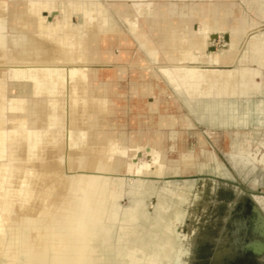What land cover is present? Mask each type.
Segmentation results:
<instances>
[{
    "label": "bare ground",
    "instance_id": "bare-ground-1",
    "mask_svg": "<svg viewBox=\"0 0 264 264\" xmlns=\"http://www.w3.org/2000/svg\"><path fill=\"white\" fill-rule=\"evenodd\" d=\"M207 1L174 15L176 7L167 6L154 13L153 0H0V264H185L188 237L181 225L191 182L166 176L211 170L212 161L216 174H227L200 134L190 146L182 130L171 132L169 145L159 131L144 143L106 133L111 101L95 91L104 82L93 64L112 63L107 71L114 74L126 71L118 65L128 52H114L128 45L111 15L115 10L151 61L164 64L157 66L160 74L188 98L199 122L223 128L261 123L264 100L255 101L247 88L262 89L264 38H249L247 54L238 59L254 57L255 68L235 64L245 31L257 23L246 24L234 2ZM69 11L82 19L71 22ZM195 19L199 29L190 28ZM9 20L16 22L12 33ZM216 33L228 34L226 49L209 51ZM149 69L136 70L140 80L133 90L143 95L145 89L155 96L151 106H165L155 109L151 126L194 127L176 97H163L167 87ZM166 147L171 157L163 156ZM240 151L250 162L247 150ZM143 152L147 160L140 159ZM236 159L238 167L243 160ZM124 195L128 204L121 202ZM256 199L264 205V197Z\"/></svg>",
    "mask_w": 264,
    "mask_h": 264
},
{
    "label": "rangeland",
    "instance_id": "rangeland-1",
    "mask_svg": "<svg viewBox=\"0 0 264 264\" xmlns=\"http://www.w3.org/2000/svg\"><path fill=\"white\" fill-rule=\"evenodd\" d=\"M20 1V0H18ZM254 1V2H253ZM109 2V1H108ZM131 1H129L130 4ZM231 2H234L237 5H240L244 10L240 9V14L242 16V19L245 21L246 24H252L257 23L256 26L249 27L245 31L244 40L241 41L239 48L237 49L235 53V59L234 63L239 65H248L250 68H255L256 59L253 57L252 59H249L248 57L243 59L244 62H238V59L240 60L241 57H243L245 54H247L245 47L247 45V42L249 38L256 37L257 35L261 36V38H264V0L256 1V0H249L248 2H244L243 0H233ZM68 11V10H67ZM131 12V11H130ZM59 14L54 15L57 17ZM69 15V16H68ZM67 15V18L73 22L78 23L82 17L79 13H70ZM112 17L123 27H128L123 22V16L117 13L115 10L111 13ZM131 15H134V12L131 13ZM130 15V16H131ZM53 16V15H52ZM51 18H54V16ZM187 16V15H186ZM25 17V16H24ZM60 15L58 16V18ZM184 19H186L184 17ZM15 21L9 20V24L7 27V31L9 33H12L11 26L12 24H15ZM197 27H194L196 29L200 28V24L198 22L195 23ZM195 26V25H194ZM192 28V26H190ZM29 31H34L32 27H29ZM248 31V32H247ZM255 33H252L254 32ZM258 34H257V32ZM132 34H129L127 32H124V34L127 35L128 39V45L125 48H118L115 49V53L122 52L123 50H126L128 52V60L127 62H130L128 66L126 64H119V68L127 67L128 69L130 66V69L133 70V72L136 74V70L141 66H147L152 70L153 72H159V69H157L158 64L164 65L161 62L154 63L151 61L152 64L144 63L146 59H143L139 54L132 56L133 59L130 60V48L132 47V44L134 43V40L138 41L141 48L142 45L140 44V41L137 38V35L133 32ZM247 33V34H246ZM251 33V34H249ZM249 34V37H248ZM246 39V40H245ZM246 43H245V42ZM212 45L216 47L217 49H226L227 43L225 42V37L223 34L220 35V37L217 40L212 41ZM144 49V48H143ZM11 54V53H10ZM17 53L14 51L11 55H16ZM20 56V54H17ZM151 60V58H150ZM135 66V67H134ZM117 68V67H116ZM120 72V71H119ZM261 76L258 80L259 86L262 87L261 90H259L256 87H250L247 88L249 92H252L254 95V100L259 101L261 99L264 100V66L260 70ZM136 82V81H135ZM134 82V83H135ZM166 83V89H167V98H171V96L176 97V99L179 101L178 103L182 105V111L184 112V115L188 116L191 119V122L193 123L194 127H184L183 130L185 132V139H187V143H189L190 146L194 145L196 143V137L198 134L201 135L202 138L206 141V148L207 149H214L217 153L218 159L220 161L222 170H224V173L227 174V176L214 178V174H216L215 167L216 166L213 161L208 162L212 165V169L210 170H204L202 167H198L197 172H191V173H182V174H170L166 176V180H173L178 181L180 183H184L185 181L194 182L193 185L188 186V190L185 193L188 200L185 203V209L186 214L183 221L182 226L186 229L187 233L190 234V242L192 244V251L193 255L190 258V264H210L212 260L213 252L218 248L220 245L224 234L229 229L230 220H232L235 217L240 216L237 214L239 203V197L242 195L243 192H247L251 200L255 203H258L262 208L264 205L260 203L256 196L264 197V184L262 185H254V183H257V179L263 180L264 182V164L259 163L258 161L264 157V116L261 123H258L257 121L247 125V126H241V127H208L204 123L199 122L195 116L191 113L189 110L188 105L186 104V100L188 99L186 96L181 97L178 95L173 87L165 80ZM30 89H26L28 92V97L31 100V103L34 102L36 99L33 97L32 94V87L29 86ZM12 86L9 85V95H12L14 92L11 91ZM17 91V90H15ZM20 91V90H18ZM155 98V97H154ZM77 100H81V98H77ZM154 100V99H153ZM178 105V104H177ZM78 105H75L74 109L75 111H78L79 108H77ZM183 115V114H181ZM102 119L100 118L99 121ZM189 131H192V134L188 133ZM194 132V133H193ZM216 134V138L212 137V134ZM248 138V142L245 143L243 139ZM236 140L237 142H234L233 140ZM242 149H246L247 153L246 156L250 162L244 163V157L242 156V153H240ZM229 150V155L227 154V151ZM145 152H143L140 159L147 160V156H145ZM91 156V153L89 154ZM164 157H171L172 153L169 152L168 149L163 154ZM254 159H252V158ZM260 157V158H259ZM233 161L236 159L238 162L243 160L239 163L243 166L242 174L240 173V170H236L232 164L229 162V159ZM247 160V159H246ZM203 162H200L202 164ZM256 164L257 168H262V176L258 177V174L255 173L257 171V168H255V171H252L253 173H250V168L252 167V164ZM123 166L121 172L123 173ZM200 168V169H199ZM247 172L248 175H245ZM231 173V174H229ZM232 175V176H231ZM221 176V175H220ZM153 177V176H152ZM234 177V178H233ZM213 179L216 180V184H213ZM162 182V184H161ZM164 180H160L159 185H164ZM216 186V188H215ZM254 196V199H253ZM156 200V196H152L151 199H149L150 208L152 209L153 205L151 202ZM121 202L124 204H128V196L124 195V198L121 199ZM246 212H243L241 214L242 217L246 216ZM182 228V231L185 229ZM195 230V233L193 231Z\"/></svg>",
    "mask_w": 264,
    "mask_h": 264
},
{
    "label": "crops",
    "instance_id": "crops-1",
    "mask_svg": "<svg viewBox=\"0 0 264 264\" xmlns=\"http://www.w3.org/2000/svg\"><path fill=\"white\" fill-rule=\"evenodd\" d=\"M216 1V0H215ZM222 2H225L226 4L230 3L233 0H221ZM155 7L153 12L157 13L158 9L161 7V10L163 11L165 9V6L168 8L170 7H176L174 10V15L180 13L182 10L184 13L188 14L190 12V7L192 3L195 4H204L208 3L207 0H153ZM172 4V5H171ZM163 6V7H162ZM239 9L244 10L240 5H237ZM160 10V11H161ZM153 13V14H154ZM148 16V15H146ZM142 18H140V21ZM143 21V20H142ZM196 22L198 20H193L190 24L193 27H199L196 26ZM142 23V22H141ZM189 24V25H190ZM195 25V26H194ZM122 26V25H121ZM125 32L131 34V31L128 29V27H123ZM180 33V32H179ZM133 35V34H132ZM139 54L143 59H146L144 63H151L150 56L148 55L147 51L145 49H142L138 43V41L134 40V43L132 44V47L130 48V60L133 59L132 56H135ZM102 62H95L93 64L94 68L96 70H100L98 81L104 82V84H100L99 82L95 84V91H100L101 95L109 98L111 101L110 107L111 109V115H109V118L112 119L111 126L104 127V131L108 133L111 137L117 138L119 140H122L123 138L127 137H136V141H142L145 142L146 139H149L150 134L153 131H159L161 133V137L163 139L162 143L169 145V136L171 135V132L173 130H183L182 127H171L167 125L162 126H151L152 119L156 118L158 115V111L155 109H159L163 111L165 109V106L163 105H157V106H151V101L154 99V95H152L150 92L147 91V94H145V89H143V95L137 94L133 90L134 82L136 80H140V78H136V74L133 72V70L126 69L123 73H110L107 70H111L112 63L110 65L104 64L102 65ZM123 64H130V62H123ZM106 65V66H105ZM110 66V67H108ZM159 78H161L160 82H163V85H165V79L160 73H155ZM105 82H110V84H106ZM100 88V89H99ZM121 92V96H118L116 93L119 94ZM166 93H164V98H167ZM120 98L122 100H120ZM122 101V102H120ZM114 102V103H113ZM180 105V104H179ZM109 107V108H110ZM179 108L182 110V105L179 106ZM141 132V134L139 133ZM139 133V135H137ZM129 144H134L135 142L126 141ZM166 149L169 150L168 147ZM171 152V150H169ZM172 153V152H171Z\"/></svg>",
    "mask_w": 264,
    "mask_h": 264
},
{
    "label": "water",
    "instance_id": "water-1",
    "mask_svg": "<svg viewBox=\"0 0 264 264\" xmlns=\"http://www.w3.org/2000/svg\"><path fill=\"white\" fill-rule=\"evenodd\" d=\"M54 15L55 14H53V16ZM223 36L225 37V42L227 43L229 39L228 34L225 33ZM219 37L220 34L216 33L211 35L210 38L214 41ZM210 45L209 51H215L217 49L212 45V43ZM229 162L236 170H240V173L242 174L243 170L241 167L243 165L236 167L230 159ZM261 169L257 168V171L255 172L260 173V175L258 174V177L262 176ZM213 177L218 178L223 176L214 174ZM262 181L263 180L257 179V183L253 182V184L262 185L264 184ZM214 183L216 184L215 179H213V184ZM193 184L194 182L189 183V185ZM238 200L240 205L238 206L237 214L240 216L230 220V227L224 234L218 248L213 252L210 264H264V209L258 203L253 202L247 192H243ZM153 202L155 203L156 200ZM246 211L248 213H246L245 217H242L241 214ZM182 228L184 227L181 225V230ZM183 233L187 234V247H189L184 263L190 264V258L193 255V243L190 242V234L187 233L186 229ZM193 233H195V230Z\"/></svg>",
    "mask_w": 264,
    "mask_h": 264
}]
</instances>
